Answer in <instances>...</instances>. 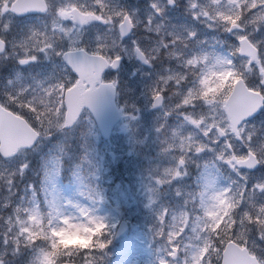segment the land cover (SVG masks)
Masks as SVG:
<instances>
[{
	"label": "rangeland",
	"instance_id": "rangeland-1",
	"mask_svg": "<svg viewBox=\"0 0 264 264\" xmlns=\"http://www.w3.org/2000/svg\"><path fill=\"white\" fill-rule=\"evenodd\" d=\"M48 1L45 17L16 18L11 0H0V100L42 135L33 150L0 159V264L68 256L82 264H219L230 239L264 261V113L242 123L240 143L222 111L238 77L264 91V59L250 66L237 53L243 35L264 52V0ZM74 6L102 24L77 26ZM124 15L134 26L126 40L117 33ZM232 24L240 30L229 33ZM176 36L174 55L160 50ZM136 45L148 50V67L135 60ZM76 48L123 58L107 74L126 115L109 140L89 113L61 129V90L72 78L59 57ZM158 94L165 104L156 111ZM249 151L263 163L258 171L228 165ZM122 220L129 230L114 240Z\"/></svg>",
	"mask_w": 264,
	"mask_h": 264
},
{
	"label": "water",
	"instance_id": "water-1",
	"mask_svg": "<svg viewBox=\"0 0 264 264\" xmlns=\"http://www.w3.org/2000/svg\"><path fill=\"white\" fill-rule=\"evenodd\" d=\"M10 12L17 16L29 13L44 12L46 5L43 0H15L10 6ZM77 15L76 20L83 24L87 20L95 19L94 16ZM122 37L131 31V25L127 19L119 26ZM240 54L256 60V50L245 40L239 41ZM4 49V43L0 40V51ZM137 58L143 57L137 51ZM62 60L77 74L79 80L69 88L64 96L66 106L65 127H70L79 117L84 108L93 115L103 138L110 136L113 125L121 118L114 104V88L110 84H100V77L107 68V61L97 55H91L83 50L68 51L62 55ZM120 59L112 64L116 68ZM89 84L86 89L83 81ZM96 84H100L96 87ZM263 99L257 92L249 91L241 81L236 84L233 93L229 96L223 109L229 119L233 132H236L242 120L255 115L262 107ZM159 99L155 100V105ZM38 134L20 117L13 115L0 107V153L7 158L14 155L20 148H30L37 140ZM240 166L253 169L256 166L254 158L238 163ZM124 231V230H123ZM245 249H239L229 243L223 253L222 264H253Z\"/></svg>",
	"mask_w": 264,
	"mask_h": 264
},
{
	"label": "trees",
	"instance_id": "trees-1",
	"mask_svg": "<svg viewBox=\"0 0 264 264\" xmlns=\"http://www.w3.org/2000/svg\"><path fill=\"white\" fill-rule=\"evenodd\" d=\"M30 166L32 168H37L39 167V163L36 160H31Z\"/></svg>",
	"mask_w": 264,
	"mask_h": 264
}]
</instances>
